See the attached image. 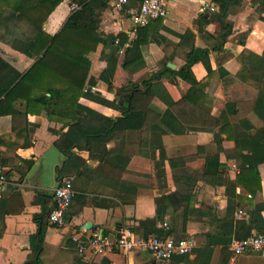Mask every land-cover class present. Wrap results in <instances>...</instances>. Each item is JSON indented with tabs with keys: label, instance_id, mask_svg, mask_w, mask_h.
Listing matches in <instances>:
<instances>
[{
	"label": "crops",
	"instance_id": "1",
	"mask_svg": "<svg viewBox=\"0 0 264 264\" xmlns=\"http://www.w3.org/2000/svg\"><path fill=\"white\" fill-rule=\"evenodd\" d=\"M70 1L0 0L1 88L14 85L35 63L48 37L58 33L71 14ZM105 1L97 32L105 36L123 33L129 42L123 44V52L118 55L117 77L112 87L95 76L106 67V61L100 58L102 45L89 53L90 77L94 79L85 84L83 92L90 89L95 95L118 103L116 86L127 76L121 69L123 53L134 43L139 28L132 25L131 15L139 8L140 0H129L120 12L115 11L114 0ZM263 1L233 0L237 11L227 17L232 22V31L222 52H209L212 73L208 80V70L203 62L191 66L195 78L204 81L198 94L201 104L195 105L183 98L189 88L186 82L179 78L162 80L154 93L159 96L149 93L132 99L131 106L145 111L140 130L104 133V136L90 138L88 148L73 150L83 159L78 171L76 160L61 175L58 171L66 156L54 143L60 133L68 130L65 122L71 118L73 123L79 122L80 127L73 129L76 132L84 123L89 129L101 126L103 130L110 120L122 117L120 109L81 94L77 98H65L74 103L75 110L79 109L67 119L48 118L45 109L39 107H35L34 112H26L27 101L44 92L46 85L63 88L60 80L47 77L29 80L28 84L37 86L35 89L28 91L23 85L6 99L0 95V100H5L0 103V166L7 176V185L0 195V264H235L236 256H232L228 247L222 249L226 240L234 235L242 237L264 232V161L258 162L257 174L242 173L240 167L245 164L242 156L248 143L240 145L233 136L226 139L222 134V146L232 154L229 158L220 154V161L225 165L221 175L223 181L219 178L220 182L213 185L202 179L196 180L185 217L174 222L171 207L168 204L162 207L160 201L161 195L175 190L171 169L168 167L166 175L168 186L157 188L148 154L157 149L158 132L167 136L187 134L188 143L184 144H188L187 149L194 153L201 152L203 147L211 149L215 146L213 132L226 120L230 123L225 130L229 134L262 127L264 120L252 109L257 91L251 80L241 79L242 64L237 57L244 50L257 56L264 50ZM213 4V0H168L165 18L150 23L145 29L149 41L137 44L145 69L148 72L159 70L165 50L170 58L167 65L171 63L174 67L170 68L178 69L185 63L186 52L192 44L208 47L210 40L206 32L216 35L218 24L208 22L198 30L197 19L203 13L209 17L214 12L209 9ZM187 30L193 35L180 38L179 35ZM242 32L247 33L245 39L239 36ZM261 64L258 57L250 56L247 68L253 70ZM142 73L143 69L137 75ZM57 98L52 100L58 101ZM227 101L236 104L234 114L226 112ZM176 159L172 165H182L184 159ZM201 163L199 157L187 161L197 170ZM64 177L72 180L75 194L66 210L65 223L56 226L49 224L47 214L53 206L54 188ZM152 218L155 223L168 222L172 235L193 237L197 247L189 255H175L163 261L155 260L142 249L127 252L113 249L90 259V251L86 249L79 254L76 242L70 238L76 233L79 241L84 242L93 233L101 231L115 237L124 226L137 235H149L155 232L153 224H139ZM87 223L90 228H86ZM158 232L165 233V229L161 227ZM205 246L213 247L214 253L197 255L196 249ZM256 256L255 253L251 257Z\"/></svg>",
	"mask_w": 264,
	"mask_h": 264
},
{
	"label": "trees",
	"instance_id": "2",
	"mask_svg": "<svg viewBox=\"0 0 264 264\" xmlns=\"http://www.w3.org/2000/svg\"><path fill=\"white\" fill-rule=\"evenodd\" d=\"M78 3L79 8L72 11L68 19L63 24L61 30L53 36L48 37V42L42 49V52L38 55L35 63L25 73H23L18 81L8 87H0V95L5 99L16 93L17 90H21L23 85H26V89L29 91L31 88L35 89L37 86L28 84L29 80L43 79L44 77L60 80L63 88L58 89L55 86L48 84L45 87V91L41 94L32 96L26 103V112H34L35 107L44 108L48 118L64 119L72 117L75 111H79L78 107L74 109V103L65 100L67 96L79 97L84 94L89 99L105 105H112L122 112V117L114 118L110 120L109 124L104 126L103 130L101 126L89 129L84 123L83 128L78 132L74 131L79 126V122L73 123L72 118L65 123L68 126L66 132L60 133L59 138L55 141V146L66 156L62 168H58L60 175L63 170H67L69 166L76 160L77 171L83 162V159L76 156L73 152L75 148L86 149L89 147V140L92 137L104 136L103 134H111L117 130H140L144 125L145 111L137 110L132 105V99H135L136 95H148L149 93H156L158 86L161 85L162 80L172 81L174 78L189 84V88L184 93L183 98L196 104H201L198 100V94L201 91L204 81H198L193 75L191 66L196 62H203L208 70L207 80L210 78L212 71L209 66V52L210 50L219 54L223 51V46L231 34L232 22L227 18L229 13L237 11V8L233 5V0H213V9L209 17L203 14L199 15L197 19L198 30L204 28L208 22L216 21L218 24V32L216 35L207 33V37L210 40L209 46L206 48L194 47L192 44L187 50L185 55V63L178 69H172L167 65V61L170 60L166 50L165 56L161 61V67L156 72H148L145 69V62L142 57L138 45L149 41L146 38V27H139L137 32V38L134 43L126 47L124 50L123 60L121 62V69L125 71L127 76L122 83L116 86V92L118 103H111L108 100L95 95L87 89L83 92L85 84L91 78V58L89 53L95 51L98 45H102L100 52V58L106 61V67L95 75L99 80H102L108 87H112L116 80L117 64L119 49L124 46L125 42H129L125 34L119 33L116 35H102L97 32L100 10L106 6L105 0H74ZM264 9V1L262 5ZM15 8H19L16 6ZM246 32H242L239 36L246 38ZM193 33L190 30L185 31L184 34H180V38L186 39ZM117 40V42H115ZM241 41V40H240ZM244 42V41H241ZM137 45L135 48L133 46ZM258 57L261 66L255 67L250 70L247 68V62L249 57ZM238 61L242 64L239 74L241 79L253 82V85L257 91L256 98L253 102V111L259 114L260 118L264 120V50L262 54L257 56L246 50L242 51L240 56L237 57ZM254 60V59H253ZM144 73L137 75L140 70ZM133 75V76H130ZM134 79V80H132ZM206 80V81H207ZM45 92L48 94L46 95ZM159 93V92H158ZM159 96V94H154ZM58 96L59 99L52 100ZM160 98V97H158ZM161 100V99H159ZM5 100H0L4 102ZM126 103L123 105V103ZM6 104V103H5ZM5 104L2 106L5 107ZM1 106V107H2ZM70 106L72 111H70ZM226 112L235 113L236 104L227 101L225 104ZM75 110V111H74ZM230 123L226 120L220 126L216 132H213V138L215 146L211 149L203 147L201 152L199 150L189 151L187 149L188 144L186 135L175 134L167 136L165 133L158 132L157 136V149L151 150L148 157L152 166V176L156 179L155 185L157 188L168 186L166 181V175L168 173V167L171 169L173 178V184L175 190L163 194L160 197L162 207L168 204L171 209V215L173 221L176 222L177 218H184L189 204L192 200L193 184L196 180L202 179L205 182L211 184H218L219 178L223 175L225 165L220 161V154H224L225 157H232V154L225 151L222 146L224 138L222 134H225L226 139H230L233 136V140L236 143L242 145L248 143L244 158V165L240 167L241 172L244 174H257L255 169L258 162L264 161V123L262 127L252 130L243 131L235 134H229L225 130L230 127ZM165 141L167 142H164ZM167 139H169L167 141ZM188 143V142H187ZM199 148V147H198ZM241 153L243 150L240 151ZM199 154V156H198ZM202 160L200 170L193 169L187 164V161H194L197 158ZM184 159L182 165H172L174 159ZM176 159V160H177ZM247 167V168H246ZM182 180V181H181ZM222 180V178H221ZM223 181V180H222ZM228 191V189H227ZM184 203V204H183ZM159 224L163 221H158ZM146 223L153 224L154 233L160 236L172 235L171 225L169 229L165 230V233H160L158 230L160 226L155 223V219H145L140 221L139 225ZM164 229V228H163ZM150 235V234H149ZM147 237L148 234L139 235ZM175 238L186 237L183 235H173ZM231 238V237H230ZM230 238L226 240V244L222 245V249H227ZM225 243V241H224ZM206 253L207 255L214 253L213 247L205 246L196 249V254ZM255 253L258 255L254 256ZM181 256V255H177ZM174 257V256H173ZM251 259H255L251 262ZM264 257L262 252H246L236 256L235 264H262Z\"/></svg>",
	"mask_w": 264,
	"mask_h": 264
},
{
	"label": "built area",
	"instance_id": "3",
	"mask_svg": "<svg viewBox=\"0 0 264 264\" xmlns=\"http://www.w3.org/2000/svg\"><path fill=\"white\" fill-rule=\"evenodd\" d=\"M129 0H114L113 7L115 11L120 12ZM168 0H140L139 8L131 15V23L134 27H144L152 22L165 18L167 15ZM70 10L75 11L79 8L78 3L70 1ZM209 9H215L210 6ZM117 42V40L115 41ZM123 52V47L119 49V54ZM86 91V90H84ZM7 185V176L5 170L0 166V195ZM75 194L72 180L64 177L60 180L53 191V206L48 211L47 220L49 224L61 226L65 223V215L68 206ZM240 212V211H239ZM165 230L169 229V223L163 221L157 223ZM76 242V251L82 254L88 249L90 259L105 255L107 252L118 249L123 252L132 249H142L148 252L155 260H169L175 255H189L197 247L196 240L191 237L175 238L173 235L160 236L150 234L147 237L137 235L127 226L119 228L118 235L109 237L101 233H93L87 237L84 242L79 241L75 233L70 237ZM228 249L232 256H237L246 252L264 251V232L253 233L248 236H232L228 243Z\"/></svg>",
	"mask_w": 264,
	"mask_h": 264
},
{
	"label": "water",
	"instance_id": "4",
	"mask_svg": "<svg viewBox=\"0 0 264 264\" xmlns=\"http://www.w3.org/2000/svg\"><path fill=\"white\" fill-rule=\"evenodd\" d=\"M168 66H169V67H172V68L174 67V65L171 64V63H168ZM90 227H91L90 223H87V224H86V228H90ZM101 235H102V231H101ZM263 254H264V251H263Z\"/></svg>",
	"mask_w": 264,
	"mask_h": 264
}]
</instances>
